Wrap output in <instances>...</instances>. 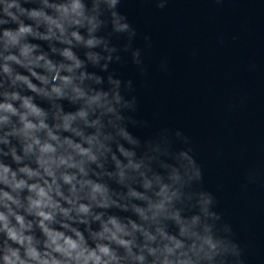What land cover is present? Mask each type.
<instances>
[{
    "label": "clouds",
    "instance_id": "9594fccd",
    "mask_svg": "<svg viewBox=\"0 0 264 264\" xmlns=\"http://www.w3.org/2000/svg\"><path fill=\"white\" fill-rule=\"evenodd\" d=\"M121 4L0 0V264H245L191 138L138 134L114 66L145 75L152 45Z\"/></svg>",
    "mask_w": 264,
    "mask_h": 264
},
{
    "label": "water",
    "instance_id": "95a60500",
    "mask_svg": "<svg viewBox=\"0 0 264 264\" xmlns=\"http://www.w3.org/2000/svg\"><path fill=\"white\" fill-rule=\"evenodd\" d=\"M120 10L137 29L135 46L151 38L145 75L130 61L114 66L133 80L137 118L152 125L138 134L168 127L191 138L245 264H264V0H169L164 10L122 0Z\"/></svg>",
    "mask_w": 264,
    "mask_h": 264
}]
</instances>
